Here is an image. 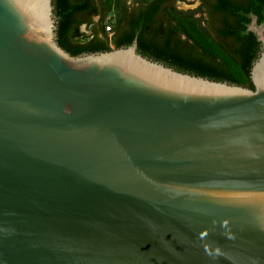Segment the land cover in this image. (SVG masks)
Segmentation results:
<instances>
[{
	"label": "water",
	"instance_id": "water-1",
	"mask_svg": "<svg viewBox=\"0 0 264 264\" xmlns=\"http://www.w3.org/2000/svg\"><path fill=\"white\" fill-rule=\"evenodd\" d=\"M53 9L0 0V264H264V22L250 88L72 55Z\"/></svg>",
	"mask_w": 264,
	"mask_h": 264
},
{
	"label": "trees",
	"instance_id": "trees-1",
	"mask_svg": "<svg viewBox=\"0 0 264 264\" xmlns=\"http://www.w3.org/2000/svg\"><path fill=\"white\" fill-rule=\"evenodd\" d=\"M142 1L144 5L127 19L128 29L124 32L121 29L127 6H121L111 38L115 48L130 46L137 38L138 51L153 61L183 73L254 88L250 72L261 44L254 33L247 32L251 21L248 14L254 13L259 22H264V0H218L214 8L224 12L217 28L220 39L213 37L194 16L174 7H168L157 24L164 0ZM53 6L57 41L69 53L112 49L107 24H103L108 11L104 0H53ZM99 13L100 30H92L88 40L79 41L85 35L81 25Z\"/></svg>",
	"mask_w": 264,
	"mask_h": 264
},
{
	"label": "flooded vegetation",
	"instance_id": "flooded-vegetation-1",
	"mask_svg": "<svg viewBox=\"0 0 264 264\" xmlns=\"http://www.w3.org/2000/svg\"><path fill=\"white\" fill-rule=\"evenodd\" d=\"M176 1L177 0H164L163 1L161 5V11L159 12L158 17H156L157 24H159L160 22V17H163L164 15H166L168 7H174L175 9L178 10ZM188 1H189V6L194 5V4L196 5L195 7L190 8L188 14H191L192 16H194V18L197 19L203 27L207 28L208 32L213 37L220 39L221 37L219 36L217 28L219 27L221 19L224 17V14H223L224 12L223 11L220 12L219 10H216L214 8L218 0H188ZM232 1H234L235 3L237 2L246 3L247 2V0H232ZM125 4L127 6V9H126V12L123 14L125 16L124 17L125 19L123 21V27L121 29L122 32L128 29L127 19H130V17L136 14L138 12V9L144 5L142 0H127ZM252 15H256V14L254 13L248 14L251 20H252ZM96 17H98V21H95ZM100 18H101V15L99 13L93 16L91 21L84 22L80 27L81 31H82L83 25H85V27H87L90 30V32H92V30L94 31L100 30L101 28V26L99 25ZM258 23H262V22H259V19H258ZM247 32H250L248 31V28H247Z\"/></svg>",
	"mask_w": 264,
	"mask_h": 264
},
{
	"label": "rangeland",
	"instance_id": "rangeland-1",
	"mask_svg": "<svg viewBox=\"0 0 264 264\" xmlns=\"http://www.w3.org/2000/svg\"><path fill=\"white\" fill-rule=\"evenodd\" d=\"M104 1L106 2V8H108V11H107L106 18L103 21V24L105 23L107 25L112 24L114 25L113 29H115L117 19L119 17L120 8L125 2H127V0H104ZM176 5L179 11L184 12L186 14H188L190 8H193L196 6L195 4L189 6L188 0H177ZM95 21H98V17L95 18ZM99 25L101 26V23H99ZM82 31L85 33V35L79 38V41L84 42L88 40V37L91 32L87 27H85V25L82 26ZM108 36H109V39L112 38L113 33H108ZM111 48H115L114 44L113 46H111Z\"/></svg>",
	"mask_w": 264,
	"mask_h": 264
},
{
	"label": "built area",
	"instance_id": "built-area-1",
	"mask_svg": "<svg viewBox=\"0 0 264 264\" xmlns=\"http://www.w3.org/2000/svg\"><path fill=\"white\" fill-rule=\"evenodd\" d=\"M107 30H108V33H113L114 32V25H112V24H108L107 25ZM110 46H113V41H112V39L110 38Z\"/></svg>",
	"mask_w": 264,
	"mask_h": 264
}]
</instances>
